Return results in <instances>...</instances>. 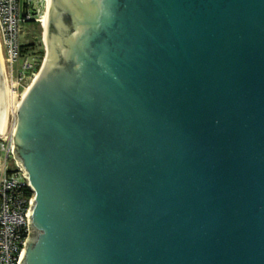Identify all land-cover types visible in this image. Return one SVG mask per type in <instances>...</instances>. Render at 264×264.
<instances>
[{"label": "water", "instance_id": "1", "mask_svg": "<svg viewBox=\"0 0 264 264\" xmlns=\"http://www.w3.org/2000/svg\"><path fill=\"white\" fill-rule=\"evenodd\" d=\"M14 114L19 264H264V0H48ZM0 69V131L2 128Z\"/></svg>", "mask_w": 264, "mask_h": 264}, {"label": "built area", "instance_id": "2", "mask_svg": "<svg viewBox=\"0 0 264 264\" xmlns=\"http://www.w3.org/2000/svg\"><path fill=\"white\" fill-rule=\"evenodd\" d=\"M46 9L47 0H43ZM34 0H0V55L4 71L8 115L13 117L25 90L36 76L43 57L19 43L21 25L32 19L42 27L43 15L36 17ZM7 115V118H8ZM11 126V129H12ZM0 150L5 154L0 163V264H19V256L31 236L29 210L32 192L26 185L23 171L14 159L11 130L0 135ZM14 168L8 169L7 161Z\"/></svg>", "mask_w": 264, "mask_h": 264}, {"label": "rangeland", "instance_id": "3", "mask_svg": "<svg viewBox=\"0 0 264 264\" xmlns=\"http://www.w3.org/2000/svg\"><path fill=\"white\" fill-rule=\"evenodd\" d=\"M34 7L38 11L36 14V17L38 18L39 15H42L45 13V8L43 4V0H34ZM42 27L39 25V23H26L21 25L20 28V34H19V43L22 46H30V50L36 53H40L42 57H44V46H43V40H42ZM13 122V117L8 115V118L6 119V126L7 131L11 130ZM5 159V154L0 150V163L3 164ZM7 167L8 169H13L14 165L11 160L7 161Z\"/></svg>", "mask_w": 264, "mask_h": 264}, {"label": "bare ground", "instance_id": "4", "mask_svg": "<svg viewBox=\"0 0 264 264\" xmlns=\"http://www.w3.org/2000/svg\"><path fill=\"white\" fill-rule=\"evenodd\" d=\"M47 5H48V0H47ZM45 16H46V11H45V13L43 15V18H42V26L43 27H44L43 22H44ZM0 69H1L2 88H3V91H2V93H3V95H2V100H3L2 128H1V131H0V135H2L5 132V129H6V119H7V115H8V108L10 106V100L7 97L1 55H0Z\"/></svg>", "mask_w": 264, "mask_h": 264}, {"label": "flooded vegetation", "instance_id": "5", "mask_svg": "<svg viewBox=\"0 0 264 264\" xmlns=\"http://www.w3.org/2000/svg\"><path fill=\"white\" fill-rule=\"evenodd\" d=\"M29 23H36V22L34 21V19H32Z\"/></svg>", "mask_w": 264, "mask_h": 264}]
</instances>
